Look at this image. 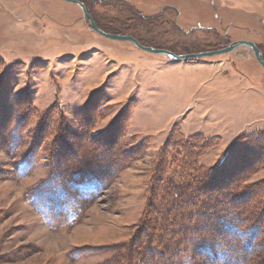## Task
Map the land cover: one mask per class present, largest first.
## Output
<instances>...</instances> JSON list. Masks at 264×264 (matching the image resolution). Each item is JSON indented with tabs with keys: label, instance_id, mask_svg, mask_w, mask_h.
Masks as SVG:
<instances>
[{
	"label": "rangeland",
	"instance_id": "1",
	"mask_svg": "<svg viewBox=\"0 0 264 264\" xmlns=\"http://www.w3.org/2000/svg\"><path fill=\"white\" fill-rule=\"evenodd\" d=\"M89 5L106 23L162 15L154 31L163 37L176 21L201 36L219 33L264 48V0ZM136 51L143 54L130 56ZM147 57L166 56L100 35L77 3L0 0V264H139L145 254L172 264L168 244L179 236L183 264H264V68L244 45L167 64ZM248 80L260 88L247 90ZM181 138L206 144L196 158L203 173L217 167L209 184L216 190L184 206L182 191L166 188L172 179L173 186L183 183L180 165L188 160L173 149ZM24 161L30 165L20 173ZM78 172L94 175L103 188L69 186ZM227 197L235 202L224 204ZM151 199L174 214L169 225L157 209L143 228ZM211 199L220 221L215 208L202 207ZM46 200L62 210L57 227L41 212ZM182 211L191 217L184 220L188 231H179ZM200 229L230 251L239 247V256L223 258L225 248Z\"/></svg>",
	"mask_w": 264,
	"mask_h": 264
},
{
	"label": "trees",
	"instance_id": "2",
	"mask_svg": "<svg viewBox=\"0 0 264 264\" xmlns=\"http://www.w3.org/2000/svg\"><path fill=\"white\" fill-rule=\"evenodd\" d=\"M82 1L87 9L90 11V13L93 15L95 21L97 22L98 26L107 32H111V33H117V34H129V35H133L134 37H136L143 45L146 46H152V47H156V48H163V49H168L173 51L176 54H186V53H194V52H202V51H209V50H215L218 48H221L220 45H223L222 47L228 46L230 43L232 42H228L226 40V38L222 35L218 34H207L206 35H199V33L196 32L195 29H191V30H185L183 28H180L177 25L176 21H172V26H169L167 28L166 31V37H163L160 34V30H156L154 31V26L157 27L156 23H157V17L160 19V16H155L152 18H147L145 15L140 14V16H138V19L140 21H133L128 23L129 19H127L126 21H115V23H106L103 22L104 18L101 15H98V13H94L91 9H90V5H89V0H80ZM128 12L129 11H133L132 8H127ZM175 9V8H174ZM134 12V11H133ZM136 13V12H135ZM136 15V14H135ZM138 15V14H137ZM169 20V19H168ZM159 22V21H158ZM163 23H167V24H171V22L166 21H162ZM150 24V26H149ZM158 25L160 23H157ZM203 30L202 28L199 30L201 31ZM205 32V30H203ZM205 34V33H203ZM260 49L263 52V57H264V48L260 45L257 44ZM184 137V136H183ZM181 144L180 146H177L173 149L179 148L180 152H182L184 155L183 157L185 158V161L183 164L181 163L180 166H182V179H183V183L182 184H178V185H174L173 186V182H175L173 179V181H169L166 183V188L167 189H171L174 191H182V193L179 195V199L182 202V206H184L185 204H189L190 202H194L195 198L199 197V195H202L205 192H208L210 190H212V192L214 191V189L216 190V188L214 189H210V181L214 180V178H216V171H217V167L215 168H211L210 169V173L207 174L208 170L205 171L203 173L202 169L203 166H199L197 164V159L199 158V156L201 155L202 151H203V147L206 146V144L201 140H192V139H184L181 138ZM260 141V140H258ZM247 144V143H246ZM261 144V142H260ZM262 145V144H261ZM260 146V145H259ZM171 145L168 143L164 148H163V152L165 153V156L170 154L171 151ZM170 149V150H169ZM191 150V152H190ZM241 157H244L243 155ZM197 158V159H196ZM30 162L29 161H24L20 167H19V172L20 173H24V171L26 170L27 167H29ZM220 166V165H219ZM250 168V167H249ZM254 167L251 166L250 169H253ZM219 169V168H218ZM213 172V173H212ZM192 175L195 177V179L192 177ZM89 177H92L91 179ZM192 178V179H191ZM198 178V179H197ZM85 179L84 183H79V181ZM90 180V181H89ZM70 185H72V187H75V189L78 188H82L84 189L86 187V192L87 193H91L92 191H99L101 188H103V184L101 182V180L94 178V175H86L83 174L81 172L75 173L73 174V178L70 181H67ZM198 183V185L196 186L195 183ZM51 185L57 183L56 179H54V177L51 179V181L49 182ZM176 184V183H175ZM226 186V185H225ZM196 187V191H194V188ZM93 188V189H92ZM230 187H225L224 193L226 191H230L229 190ZM177 189V190H176ZM227 189V190H226ZM206 190V191H205ZM184 191V192H183ZM165 196V195H164ZM229 197V196H228ZM227 197V201L224 202V204H231L233 202H235L234 200H232L231 198L229 199ZM35 198H37L35 196ZM34 198V200H35ZM199 200V198H198ZM197 200V201H198ZM232 200V201H231ZM247 201L249 199H244V201ZM203 204L202 207L203 209H210L212 210L213 208H215V212L217 213V218L218 220H222L224 215L220 214L218 211L219 210V206L215 204H213L212 199L211 200H202ZM237 202L239 203H243V200L241 199V201H239L238 199H236ZM60 206L58 204H56L54 207L52 205H50L48 203V201L46 200L44 204H41L40 209L41 212L44 214L45 217V221L52 227H57L59 224H61V216L60 214H62V210H59ZM157 209H159L161 212L165 213L164 215V222H165V226L169 225L167 222V217H172L173 215L169 214V211H166V206L164 204H156L154 203V199H151L148 210H147V215L145 217V225L143 226V228L145 226L149 227L150 225L153 224V214H156V212L158 211ZM181 217H183L179 223V226H181V230H185L188 231L190 230V228L188 227H184L187 226L184 222L185 219H188L189 221L191 220V217L187 214V211H182V213L180 214ZM179 215V216H180ZM173 218H175V216H173ZM172 219V218H170ZM173 225V224H172ZM256 230L260 229V225H256ZM250 228L247 229V232ZM145 233V230H143ZM201 232V236H205V235H209L211 240L210 243L213 246H217V247H223V245H221L220 242L215 241L216 237H213L212 233H207V231H204V229H200ZM172 235L175 236L178 234V232H176L175 230H172L170 232ZM207 233V234H206ZM251 233V232H250ZM256 232H252L251 233V238H255L256 236ZM143 235V234H142ZM141 235V236H142ZM188 237V236H187ZM138 238V237H136ZM182 238H177L174 241H171L168 245L169 248L171 247L170 250L174 251V257L171 258L174 259L173 262H171L172 264H183V261L180 262V260H182V255L185 253V250L181 249V245H182ZM185 240V239H184ZM167 241V240H166ZM131 243H136L135 240H133ZM184 244V243H183ZM224 244V243H222ZM210 246V245H209ZM225 248V251H223V249H220V252L223 256V258H226L228 260L231 259H236L239 255L237 253V250H239V247H233L232 251H230V248ZM215 251V250H214ZM148 252H150L148 250ZM154 254V253H153ZM213 254V252H212ZM243 255V254H242ZM162 257V255H160ZM159 256V257H160ZM154 257H158V254H154L148 257L143 256L139 262V264H155L154 261ZM244 259V258H243ZM245 261V260H244ZM239 264H244V262L242 263V261L240 260Z\"/></svg>",
	"mask_w": 264,
	"mask_h": 264
},
{
	"label": "water",
	"instance_id": "3",
	"mask_svg": "<svg viewBox=\"0 0 264 264\" xmlns=\"http://www.w3.org/2000/svg\"><path fill=\"white\" fill-rule=\"evenodd\" d=\"M67 1L77 3L82 8L85 17H87L90 20L92 29L94 31H96L97 33H99L100 35L105 36V37L110 38V39H114V40L130 41L142 50H145V51H148L151 53H155V54L164 55V56L172 58V59H193V58H203V57H210L213 55L230 53V52L234 51L237 47L244 45V46H247L253 50V53H254L256 59L264 68L263 52L260 49V47L257 45V43L252 41V40L240 39V40L232 42L228 46L220 48V49L202 51V52H194V53H186V54H176L173 51L168 50V49L156 48V47H152V46L143 45L133 35L117 34V33H111V32L104 31L98 26L93 15L88 11L86 5L82 1H80V0H67Z\"/></svg>",
	"mask_w": 264,
	"mask_h": 264
},
{
	"label": "crops",
	"instance_id": "4",
	"mask_svg": "<svg viewBox=\"0 0 264 264\" xmlns=\"http://www.w3.org/2000/svg\"><path fill=\"white\" fill-rule=\"evenodd\" d=\"M114 51V50H113ZM115 53H117V55L119 56V57H124L123 55H121V54H124V53H122V52H119V51H114ZM136 52H138V54H130V56H140L139 55V53L140 54H143V53H141V52H139V51H136ZM150 61H153V62H159V63H172L174 60L173 59H168L167 57H154V58H152V57H147ZM247 84L249 85V86H246L245 88L247 89V90H249V89H252V88H260L259 86H257V85H254V83H252L250 80H248L247 81ZM249 96H248V99L250 98V96L252 95V94H248ZM263 97H264V95H262ZM255 100V99H254ZM250 102L251 103H253V102H256V101H253V98L250 100ZM258 103H264V101H262V99H260L259 101H258ZM158 116L157 117H159V116H161V114L159 115V114H157Z\"/></svg>",
	"mask_w": 264,
	"mask_h": 264
}]
</instances>
